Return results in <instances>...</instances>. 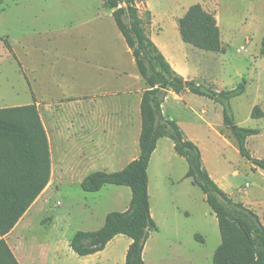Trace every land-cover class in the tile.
Listing matches in <instances>:
<instances>
[{"label":"rangeland","instance_id":"374dc122","mask_svg":"<svg viewBox=\"0 0 264 264\" xmlns=\"http://www.w3.org/2000/svg\"><path fill=\"white\" fill-rule=\"evenodd\" d=\"M195 4L214 14L223 52L199 50L181 40L178 20ZM135 7L148 36L154 34L156 42L168 43L180 62L188 59L191 69H199L194 76L199 84L222 91L245 83V92L231 99L230 108L237 126L259 130V134L247 138L246 147L252 157L264 159V56L260 55L264 0H138ZM97 13L105 14L106 23L117 29L111 12L103 8V0H5L0 5V85L7 78L18 76L14 60L20 59L24 70L23 75L19 74L21 82L26 77L32 87L35 60H43L49 68L52 60L73 58L77 48L61 49L50 33L42 31L61 24H81L84 19H94ZM7 41L14 56L4 45ZM25 85V93L15 97L13 103L30 100L28 84ZM188 96L192 99L188 105L181 103L175 109L170 104L168 111L179 119L186 137L199 147L205 168L218 181L219 189L233 201L250 207L255 206L254 201L264 203V172L254 169L239 155L230 131L222 125V107L204 97ZM255 106L263 112L262 118H251ZM197 115L206 123L199 121ZM169 153L160 147L150 170L152 213L159 231L150 233L143 259L146 264H212V255L220 244L217 219L201 190L184 179L186 161L172 157L166 162ZM81 194L79 189L61 187L47 210L34 215L29 225L20 229L24 238L21 250L33 257L30 264L45 260L46 264H82V258L68 244L73 232L82 227L80 220L85 215L77 205L70 208L69 199L74 195L77 202ZM110 198L111 194L103 191L98 196L88 194L86 201L88 205H101L95 210L97 217L118 209L109 202ZM58 201L60 204L56 205ZM261 209L264 213V206ZM89 225L86 227L96 224ZM120 238L86 264H124L129 239Z\"/></svg>","mask_w":264,"mask_h":264},{"label":"trees","instance_id":"16d2710c","mask_svg":"<svg viewBox=\"0 0 264 264\" xmlns=\"http://www.w3.org/2000/svg\"><path fill=\"white\" fill-rule=\"evenodd\" d=\"M4 1L0 0V5ZM137 1L103 0V8L111 12L145 84L140 103L139 156L121 171L93 172L80 184L87 193L97 192L104 185L126 186L131 190L130 204L124 212L108 213L100 229L77 231L69 247L80 257L88 256L102 251L115 236L124 235L131 241L124 264H146L143 250L150 233L157 231L150 215L147 167L157 141L168 138L175 153L187 163L185 178L201 190L217 219L220 244L212 255V264H264V225L259 216L219 189L203 167L198 146L185 139L177 123L165 118L161 110L167 91L177 95L189 92L219 104L223 126L235 140L239 155L264 172V159L252 157L246 147L247 138L259 134V130L237 126L230 108L231 99L245 92V83L216 91L177 74L147 35L145 22L135 7ZM178 30L181 40L194 48L224 51L214 14L199 4L190 6L178 20ZM260 55L264 56V36ZM262 117L263 112L255 106L251 118ZM49 179L48 141L34 104L0 109V264H18L3 236L14 228Z\"/></svg>","mask_w":264,"mask_h":264},{"label":"crops","instance_id":"0c3cea01","mask_svg":"<svg viewBox=\"0 0 264 264\" xmlns=\"http://www.w3.org/2000/svg\"><path fill=\"white\" fill-rule=\"evenodd\" d=\"M147 4L149 5V2ZM97 14L94 19H84L81 24H61L47 27L42 31L43 33H50L51 39L58 42L61 49L70 48L72 50L77 48L75 53H72L74 54L73 58L66 56L62 58L63 60H52L49 68L44 66L43 60H35L32 87L29 81L27 83L26 77L21 82L22 78L19 74L23 75L24 70L20 59L14 60L16 63L15 73H19L18 76L15 75L12 79L7 78L6 82L0 85V109L34 104L46 133L50 154V179L47 186L14 228L3 236L18 264H30L33 260V257L31 258L21 250V241H24L20 235L21 230L29 225L34 215L47 210L51 198L60 191L61 187L69 186L79 189L82 193V197L77 202L74 200V195L72 197L68 195V198L71 197L69 207L77 205L86 215H83L80 220L82 227H78L72 236L77 231L100 229L108 213L124 212L130 204L131 190L126 186L104 185L94 193L84 192L80 187L82 180L93 172L113 173L121 171L129 163L136 160L140 152V103L145 84L137 71L132 53L119 30L106 23L105 14ZM153 35H149V38L172 69L184 79L196 81L194 76L199 69L197 71L191 69L187 58V60L180 62L172 53L170 45L165 42H156ZM79 44L82 46L80 47ZM4 45L9 54L14 56L9 42L7 41L8 46L5 43ZM25 82L28 84L30 100L27 103H13L15 97L25 93ZM189 94L191 93L183 92L177 95L172 91H167L161 105L162 115L167 119L174 120L181 130V122L175 115L169 113L168 108L170 104L175 109L180 108L181 103L188 105V101H192L188 96ZM197 117L199 121L206 123L201 116L197 115ZM182 132L185 139L190 141L191 139L186 137L183 130ZM160 147L171 152L167 160L165 159L166 162H169L172 157H180L175 153L173 142L170 139L160 138L147 167L150 215L156 223V232L159 229L152 213L150 170ZM202 163L209 177L220 188L218 181L205 168L203 159ZM164 176L169 177L170 174L165 173ZM184 179H186L185 174ZM187 180L191 184V180ZM170 184L174 185V182ZM103 191L111 194L112 198L109 202L118 206V209L104 212L96 217L95 210H99L101 205L96 202L88 205L86 198L88 194L98 196ZM254 203L255 206L251 207L244 205L253 210L264 225V213L261 209V205L264 206V203L262 201H254ZM59 204V201L56 202V205ZM67 214L70 215V213ZM89 223L96 225L95 227H86L90 226ZM122 236L124 235L115 236L102 251L83 256L80 261L82 264L88 263L90 259L95 256L98 257L109 245L117 239H121ZM130 242L129 239L127 248ZM50 253L51 250L49 249L45 255L46 259L49 258ZM41 264H46V260Z\"/></svg>","mask_w":264,"mask_h":264}]
</instances>
